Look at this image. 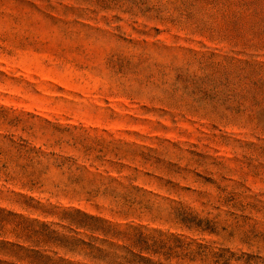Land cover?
Wrapping results in <instances>:
<instances>
[{"label":"rangeland","instance_id":"obj_1","mask_svg":"<svg viewBox=\"0 0 264 264\" xmlns=\"http://www.w3.org/2000/svg\"><path fill=\"white\" fill-rule=\"evenodd\" d=\"M0 264H264V0H0Z\"/></svg>","mask_w":264,"mask_h":264},{"label":"trees","instance_id":"obj_2","mask_svg":"<svg viewBox=\"0 0 264 264\" xmlns=\"http://www.w3.org/2000/svg\"><path fill=\"white\" fill-rule=\"evenodd\" d=\"M85 218H88V219H91V220H93V218H91V217H86L85 215H83Z\"/></svg>","mask_w":264,"mask_h":264}]
</instances>
